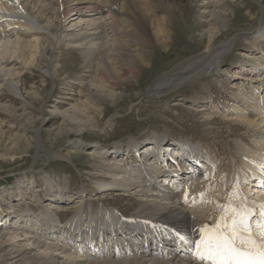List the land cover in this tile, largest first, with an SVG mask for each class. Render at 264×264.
<instances>
[{
    "label": "bare ground",
    "instance_id": "bare-ground-1",
    "mask_svg": "<svg viewBox=\"0 0 264 264\" xmlns=\"http://www.w3.org/2000/svg\"><path fill=\"white\" fill-rule=\"evenodd\" d=\"M235 2H198L202 3L200 6L203 8L200 9L209 18L208 31L203 35L208 43L205 39L198 42L202 51L197 57L149 86L146 89L148 97L161 98L175 93L193 80L207 75L206 69L210 66L214 71L221 69L225 56L240 39L253 47L264 42V27L261 24L227 42L214 45L224 32H230L234 27L228 11L230 8V14L235 15ZM174 9L169 0H0V89H7L24 98L21 86L26 70L33 66L39 68L45 58L44 74L55 82L63 48L78 50L92 76L89 75L91 79H86V83H80L85 99L60 112L63 116L60 128L63 133H80L84 127L79 121L81 109L102 115L97 103L103 99L116 104L122 99V93L115 90L116 84L122 80L137 79L143 66L152 65L151 59L146 60L141 53V46L149 47L156 40L164 51L170 49L172 35L169 27L174 24ZM190 44L193 43L190 41ZM242 71L247 74L239 79L251 82L254 89L248 92L243 87L239 88V92L233 94L235 100L227 104L223 111L213 106L216 108L213 114L223 115L225 121L235 122L250 133L251 146L242 142L238 151L234 152L236 160L242 159L237 174L242 177L243 183L236 175L233 191L238 193L235 196L240 202L238 204L255 214L252 227L256 228V222L264 220L261 216L264 211V185L261 187L264 179V50L261 49L249 67L242 65ZM27 94L32 96L31 92ZM33 95L39 97L35 92ZM0 110L32 120L30 108L17 100L7 104L1 98ZM217 119L216 116L208 120L217 123ZM74 123L78 128L73 126ZM130 145L131 151H121L116 159L103 158L102 161L100 155L104 152L101 151L95 155L102 163L97 171V188L107 194L126 195L132 192L130 196L139 203L136 211L126 217L120 209L102 202L97 215L86 218L84 191L78 197L79 209L66 222H62L53 211L61 207L56 202L57 196L53 195L51 209L39 215L32 210L26 211L17 224H11L13 217L9 220L10 216L4 214L0 207V228L7 226L9 230H19L17 228L25 229L32 225L30 227L35 233L17 240L27 242L21 248H16L14 242L1 245L0 264H211L195 256L194 244L200 238L199 229L207 227L206 222H214L212 228L219 223L218 218L211 221L204 219L205 214L216 212L218 207L215 204L213 210L208 208L206 202L209 195L205 194V189L201 190L205 180L202 176L210 158L197 147L170 144L165 137L156 138L145 148H141L135 140H131ZM133 151L139 158L136 166L128 165L130 158L127 155ZM196 154L197 160L201 158L200 168L191 166L187 169ZM40 156H44L47 162L67 157L59 149H46L37 141V157ZM178 179L187 182L190 195L198 196L193 204L188 205L189 200L185 203L189 194L185 184V187L177 185ZM195 215L198 218L192 219ZM177 233L186 236L189 243L179 241ZM255 238L264 243L259 235ZM171 249L173 252L169 253Z\"/></svg>",
    "mask_w": 264,
    "mask_h": 264
},
{
    "label": "rangeland",
    "instance_id": "rangeland-1",
    "mask_svg": "<svg viewBox=\"0 0 264 264\" xmlns=\"http://www.w3.org/2000/svg\"><path fill=\"white\" fill-rule=\"evenodd\" d=\"M169 1L175 8L174 24L169 27L172 35L170 49L164 51L156 40L149 47L141 46V53L146 60L151 59L152 65L143 66L137 79L118 82L115 90L122 93V99L113 105L109 100L102 99L97 103L102 115L81 109L79 121L84 127L80 133H63L60 128L63 122L60 112L80 104L79 102L85 99L80 83H86V79L89 81L92 76L85 68L78 50L66 46L63 48L59 75L55 82L44 74L45 58L39 68L33 66L26 70L21 86L24 98L7 89H0V99L4 102L10 104L17 100L32 112V120H29L28 117L22 118L20 114L12 115L0 110V207L4 214L10 216L9 220L13 217L11 224L19 223L20 217L26 211L32 210L35 215H39L42 211L51 209L53 196H57L56 202L61 205L57 208L59 210L54 208L53 211L62 222H66L72 213L79 209L78 197L83 191L86 218L96 216L102 202L120 209L129 217L139 208L138 201L130 196L132 192L126 195L101 193L97 188V171L102 166L100 164L103 158L116 159L121 151H131V140L137 141L141 148H145L158 137H165L170 144L178 141L189 143L210 158V163L205 164L207 168L202 176L205 178V188L202 187L201 190L205 189V194L209 195L207 207H215V204L218 207L216 212L204 215L206 221L216 218L219 220L222 206L229 203L230 198L232 205L241 207L239 200L232 195L238 176L243 183L242 177L237 174L242 159L236 160L234 152L238 151L242 142L251 146L250 133L241 129L235 122L225 121L223 115L213 114L216 111L213 106L223 111L227 104L235 100L233 94L239 92V88L243 87L248 92L252 90L251 82L239 79L247 74L242 71V65L249 67L254 63V58L261 49L264 50V42L253 47L240 39L234 49L225 56L221 69L214 71L210 66L206 69L207 75L193 80L177 92L161 98L148 97L146 89L149 86L188 60L197 57L202 51L198 42L205 39L208 43L203 35L208 31L209 18H206L200 9L203 8L200 6L202 3H198L200 0ZM234 1L237 9L235 15L230 14V8L225 5L229 8L228 13L232 16L234 27L230 32H224L214 45L227 42L237 34L250 31L261 24L264 27V22H261L264 21V0ZM190 41L193 44H190ZM149 61L147 63H150ZM28 92H31L32 96H29ZM33 92L39 97H35ZM216 116L217 123L208 120ZM73 126L78 128L75 123ZM37 141L46 149H59L68 158L47 162L44 156L37 157ZM99 151L104 152L100 155L101 160L95 157L99 155ZM127 158H130L128 165H138L136 151L127 155ZM93 172H96L95 175H92ZM180 179L177 185L185 184L189 194L190 187L186 185V181ZM21 194L24 196L21 197ZM191 195L189 194L190 198L187 199L190 202L188 205L198 200V196ZM61 202L66 204L62 205ZM17 218L19 219L16 220ZM206 223L207 227L212 228L214 222ZM25 226L26 223L23 224V227ZM30 226L32 225H28L29 229L17 228L19 230H9L7 226L0 228V236H3L0 246L10 242H14L16 248L27 245V242L17 240L35 234ZM171 252L172 249L169 253Z\"/></svg>",
    "mask_w": 264,
    "mask_h": 264
},
{
    "label": "snow or ice",
    "instance_id": "snow-or-ice-1",
    "mask_svg": "<svg viewBox=\"0 0 264 264\" xmlns=\"http://www.w3.org/2000/svg\"><path fill=\"white\" fill-rule=\"evenodd\" d=\"M232 195L235 197L238 193L234 192ZM185 203H188L187 198ZM254 215L245 206H233L230 198L229 203L222 206L219 223L214 228L199 229L200 238L194 242L195 256L200 260H208L211 264H264V243L255 238L259 235L264 239V220L256 222L254 232ZM261 216H264V211ZM177 239L182 243H189V239L180 233H177Z\"/></svg>",
    "mask_w": 264,
    "mask_h": 264
}]
</instances>
